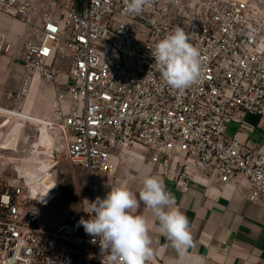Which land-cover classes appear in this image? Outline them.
I'll return each mask as SVG.
<instances>
[{"label": "built area", "instance_id": "1", "mask_svg": "<svg viewBox=\"0 0 264 264\" xmlns=\"http://www.w3.org/2000/svg\"><path fill=\"white\" fill-rule=\"evenodd\" d=\"M124 9V0H0V13L28 33L20 87L6 94L13 111L24 116L32 85L58 82L57 63L67 60L71 105L64 111L57 95L53 120L30 118L58 130L72 163L91 176L114 175L113 157L128 160L140 145L153 165L174 171L184 192L197 174L215 175L247 181L249 200L264 203V151L248 147L239 129L225 135L231 122L264 123V14L251 0H151L141 14ZM176 27L204 58L199 81L179 92L151 55ZM12 48L0 29V55ZM35 199L23 184L0 181V264H101L98 238L92 243L78 223L86 212L47 226L30 206Z\"/></svg>", "mask_w": 264, "mask_h": 264}, {"label": "crops", "instance_id": "2", "mask_svg": "<svg viewBox=\"0 0 264 264\" xmlns=\"http://www.w3.org/2000/svg\"><path fill=\"white\" fill-rule=\"evenodd\" d=\"M13 22L17 24L19 29H22L18 22L14 20ZM0 27L7 28L2 16H0ZM10 35L14 37L13 34ZM11 37L13 43L11 53L0 55V93L8 83L7 72L10 70V63L13 61L14 55H16ZM19 54L20 52H18L17 58ZM57 64L60 69L58 83L61 86L59 88L62 87V90L58 91L68 95V103L65 102L63 107L65 111L72 103L66 85L69 81L67 75L68 61L59 60ZM20 66L22 69L21 76L19 74L15 76V84L18 81L21 84L23 77L22 64ZM42 82H35V87ZM20 84L15 90L20 87ZM56 92L57 90L53 89L44 108L32 106L31 113L53 120L54 110L51 100L53 96H56ZM31 101L33 103L32 97ZM234 125H237V128ZM256 126L264 128V123L260 121L257 125L249 121L245 123V127L251 132ZM238 129L240 130L239 135L245 140L248 147H260L264 151V136L252 141L247 131H245L246 134H243L242 128L236 122L227 125L225 134L230 131L231 133L227 137H232ZM113 160L117 165V171L114 175H94L93 199L105 198L111 187L118 185H127L131 191L137 194L138 198L144 176L149 174L158 176L163 181L166 190L175 197L176 205L189 220L193 246L188 249L189 255L186 258V264H193V262L195 264H264V203L255 204L249 200L250 185L247 181L236 183L232 180L222 183L215 175L197 174L190 182L189 189L184 192L176 185L174 171L164 172L153 165L150 161L149 152L140 145L133 147V154L130 159L125 160L114 156ZM135 211L136 214H143L148 217L151 224L149 235L155 254L149 263L179 264L176 250L159 232L158 222L151 211L146 209L142 202Z\"/></svg>", "mask_w": 264, "mask_h": 264}, {"label": "clouds", "instance_id": "3", "mask_svg": "<svg viewBox=\"0 0 264 264\" xmlns=\"http://www.w3.org/2000/svg\"><path fill=\"white\" fill-rule=\"evenodd\" d=\"M151 0H124L127 14H141ZM151 55L163 82L172 89L183 91L196 84L202 74L203 56L181 27H176L156 42ZM82 209L89 216L78 222L92 243L99 240L101 264H149L155 252L149 235L148 217L136 214L142 202L158 222L159 232L170 242L186 264L188 249L193 246L189 220L176 205L175 197L155 175H145L137 194L127 185L111 187L106 197H97ZM195 264V262H193Z\"/></svg>", "mask_w": 264, "mask_h": 264}, {"label": "rangeland", "instance_id": "4", "mask_svg": "<svg viewBox=\"0 0 264 264\" xmlns=\"http://www.w3.org/2000/svg\"><path fill=\"white\" fill-rule=\"evenodd\" d=\"M251 3L264 14V0H251ZM0 16L7 24V28H0L6 30L10 37V34L14 35L11 38L16 52L10 63V70L7 72L8 83L0 93V181L9 180L11 183H20L31 190L36 199L30 203V206L37 211L41 222L47 226L57 225L85 213L82 210L86 207L84 201L92 202L94 197V176L66 157L62 139L56 128L48 126L43 128L32 119H47L31 113L30 109L32 106L44 108L53 89L57 90L56 96L64 97L63 107L65 102L68 103V95L58 91L62 90L58 82L43 81L36 87L35 83L32 85L25 107L20 111L26 117L6 110L13 111L15 107L13 100H8L6 94L14 91L20 84L19 81L16 84L14 82L15 76L17 74L21 76L22 70L17 54L28 33L17 19L9 18L1 13ZM13 20L18 22L22 29H19ZM110 44L111 49H119L124 54L129 53L126 49H120L112 40ZM56 96H53L51 101ZM234 126L237 128V125ZM241 128L243 134L247 131L252 141L264 136L262 127L256 126L253 132L249 131L245 125Z\"/></svg>", "mask_w": 264, "mask_h": 264}, {"label": "trees", "instance_id": "5", "mask_svg": "<svg viewBox=\"0 0 264 264\" xmlns=\"http://www.w3.org/2000/svg\"><path fill=\"white\" fill-rule=\"evenodd\" d=\"M247 121H249L250 123L257 125L259 123V118L254 117V118H248Z\"/></svg>", "mask_w": 264, "mask_h": 264}, {"label": "bare ground", "instance_id": "6", "mask_svg": "<svg viewBox=\"0 0 264 264\" xmlns=\"http://www.w3.org/2000/svg\"><path fill=\"white\" fill-rule=\"evenodd\" d=\"M8 112H11V113H16L15 111H11V110H9V109H6Z\"/></svg>", "mask_w": 264, "mask_h": 264}]
</instances>
